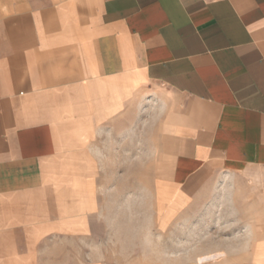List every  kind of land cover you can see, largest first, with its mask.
<instances>
[{"label": "crops", "instance_id": "1", "mask_svg": "<svg viewBox=\"0 0 264 264\" xmlns=\"http://www.w3.org/2000/svg\"><path fill=\"white\" fill-rule=\"evenodd\" d=\"M185 243L264 264V0H0V264Z\"/></svg>", "mask_w": 264, "mask_h": 264}, {"label": "rangeland", "instance_id": "2", "mask_svg": "<svg viewBox=\"0 0 264 264\" xmlns=\"http://www.w3.org/2000/svg\"><path fill=\"white\" fill-rule=\"evenodd\" d=\"M134 190H135V188H134ZM135 199H136V196L134 194L133 195V204H132L133 211H132V216H131V218L134 220L133 235H140L141 234V229L143 230L142 234H151L154 231V228L152 226V221L150 219L151 216H149L148 220H144L140 224V220L139 219H141V218L139 216L138 205H136V200ZM123 203H124V198H120L119 195H118L117 199H116V206L112 207L113 211L111 212V217L113 219H116V220L119 221V220H122V219H124L126 217ZM150 203L151 202H149V204ZM127 218H130V216L128 214H127ZM140 225H142V226H140ZM146 229H148V233L145 232ZM190 245L191 244H189V243L182 244V248H181L182 252H181L180 264H192L191 263L192 258H190V250H191L192 246H190ZM149 247H150L149 248L150 253H152L154 250H156L155 249V247H156L155 244H151L150 243ZM118 262H122V264H125L124 263L125 260H118ZM131 262H133V264H156L157 261H156V259H152V258H150L148 260H142V263H141L140 260H135V259L128 260V264H131Z\"/></svg>", "mask_w": 264, "mask_h": 264}, {"label": "bare ground", "instance_id": "3", "mask_svg": "<svg viewBox=\"0 0 264 264\" xmlns=\"http://www.w3.org/2000/svg\"><path fill=\"white\" fill-rule=\"evenodd\" d=\"M208 258H209V257H208ZM205 260H207V257L198 259V261H199V262H202V263H203Z\"/></svg>", "mask_w": 264, "mask_h": 264}]
</instances>
